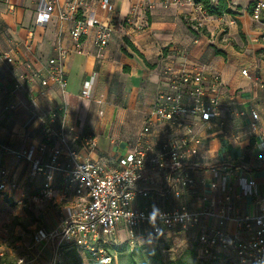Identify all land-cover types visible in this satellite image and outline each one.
<instances>
[{
	"label": "built area",
	"instance_id": "2783aa9c",
	"mask_svg": "<svg viewBox=\"0 0 264 264\" xmlns=\"http://www.w3.org/2000/svg\"><path fill=\"white\" fill-rule=\"evenodd\" d=\"M35 1L37 26L50 25L56 18L73 23L69 30L73 46L59 43L57 54L45 63H24L26 70L18 76L8 91L10 94L27 89V84L33 82L65 92L70 56L83 52V41L88 37H92L96 48H104L115 28L111 19L102 20L89 13L93 0ZM231 1L236 0H210L212 5L223 2L227 7ZM10 2L0 0V4L11 6ZM98 2L109 13L116 12L113 0ZM158 6L178 8L191 20L200 16L213 18L195 0H140V5L124 23L138 27L141 16ZM250 13L254 21L264 24V0H253ZM261 40L264 43V33ZM14 62L11 52H0V65L8 67ZM242 73L249 75L248 69ZM169 79V90L157 96L135 146L120 157L117 165L84 159L65 126L59 129L46 127L43 140L18 150L0 142V196L19 190V180L3 161L4 154L14 153L19 161L28 162L32 177L45 178L31 196L32 202L51 200L57 205L58 190L65 203L59 225L52 230L41 228L34 234V244H48L51 252L48 264L60 262L64 250L70 248L75 249L84 261H89L88 256H91L102 264H111L119 258L117 254L108 253L107 245L129 243L154 249L157 245L154 240L173 241L183 234L197 235L189 248L196 247L199 256L205 260L264 264V201H259L261 208L256 215L233 214L231 177L240 169H248L231 163L220 167L210 165L208 169L213 177L209 183L210 192L204 188L206 180L201 178L202 184L199 180V172L204 169L203 139L194 121L211 124L217 120L220 128L225 127L219 91L221 77L212 74L213 85L209 86L204 70L192 68L175 71ZM88 94V90H83V95ZM56 113L54 110L53 115ZM241 114L246 115L243 110ZM251 115L255 119L259 117L255 110ZM251 124L252 131L256 132L257 123ZM149 137L157 139L150 141ZM84 144L94 150L97 140L88 137ZM238 183L244 194L257 195L254 179L239 176ZM190 192L197 193L200 204L195 207L185 200V195ZM140 197L148 200L143 207L136 205ZM17 204L25 206L27 198L22 196ZM229 223L232 229L228 227ZM124 230L125 240L120 238ZM32 254L31 259L23 256L18 263L42 264L40 253Z\"/></svg>",
	"mask_w": 264,
	"mask_h": 264
},
{
	"label": "crops",
	"instance_id": "0c3cea01",
	"mask_svg": "<svg viewBox=\"0 0 264 264\" xmlns=\"http://www.w3.org/2000/svg\"><path fill=\"white\" fill-rule=\"evenodd\" d=\"M31 2L30 13L26 0H11V6L0 4V52H11L15 57V62L8 67L0 65V142L14 150L21 149L43 140L46 127L59 129L65 126L84 159L117 165L120 157L135 146L157 96L169 90L171 74L201 68L209 86L213 85L212 74L221 77L219 91L225 127L220 128L217 120L211 124L194 121L203 139L204 169L199 172V180H206L204 188L209 191L213 179L208 169L210 165L220 167L231 163L245 166L247 171L240 169L231 177L233 214L253 216L259 213V201H264V43L261 40L264 24L254 21L247 10L241 16L235 15L240 28L231 24L229 35L236 38L240 33L244 46L228 44L225 50L230 60H226L208 48L212 43L210 40L203 44V40L194 35L184 22L188 16L178 8L155 7L141 16L139 26L135 27L125 24L124 20L140 5V0H113L116 11L113 14L102 9L98 0H93L89 13L102 20L111 19L115 24L107 46L99 50L92 37L83 41V52L68 59L65 92L33 82L27 84V89L10 94L8 91L26 70L24 63H45L57 54L59 43L73 46L69 32L73 23L56 18L50 25L37 26L36 1ZM236 46H239L238 50ZM244 69H248V76L242 73ZM83 90H88L89 94L83 95ZM54 110H57L56 116ZM241 110L246 115H242ZM253 110L258 112L257 119L251 115ZM252 122L257 123L256 132L252 131ZM88 137L97 140L94 150L84 144ZM156 139L149 137L150 141ZM12 155L14 153L4 154L3 161L20 186L11 194L0 196V206L5 199L8 205V201L13 200L12 203L16 204L22 196L27 198L25 206L11 205V209L14 215L20 216H27L29 210L38 212L36 224L39 226H35L33 242L37 230L53 229L46 227L52 223L43 220L41 214L48 212L51 217L53 211L55 215L52 214L51 218L56 227L65 203L58 190L57 205L51 200L32 202L31 196L45 178L32 177L28 162L19 161L16 155ZM244 175L256 181L257 195L244 194L238 183V177ZM57 186L60 187L58 181ZM185 200L194 207L200 204L197 193L186 194ZM147 202L140 197L136 205L143 207ZM228 227L232 229L231 223ZM120 238L125 240V230L120 233ZM34 246L41 255L42 264H48L50 250L44 245Z\"/></svg>",
	"mask_w": 264,
	"mask_h": 264
},
{
	"label": "rangeland",
	"instance_id": "374dc122",
	"mask_svg": "<svg viewBox=\"0 0 264 264\" xmlns=\"http://www.w3.org/2000/svg\"><path fill=\"white\" fill-rule=\"evenodd\" d=\"M26 1L27 11L28 13H30L32 11V2L31 0ZM251 2V0L231 1V4L228 6V10L233 12L231 14L225 12L223 16H213V18L211 19L210 17L208 19H205L200 16V20H188L189 17H185L186 19H184V22L186 25L190 26V29H192L191 31L194 32V35L203 40V44H207L208 40L212 42L209 43L208 48L211 49L214 53L215 48L225 50L228 44L232 45L235 43H239V45L241 44V46H244V43L240 37V33L236 35V38L229 35V33L232 32L231 24H237L238 28H240L238 18L235 17V15L241 16V14L244 13L243 11L246 10L248 11V13H250ZM12 156L16 157L15 154ZM12 201H8L7 205L5 203V199L1 203L2 207L0 206V264H19L18 261L21 257L26 256L28 259H31L33 257L32 253L36 255L38 254L32 242V236L35 230V226H39V224H36V222L38 221V212H32L29 210L27 211V216L14 215V212L11 209V205L15 206L17 203H12ZM19 213L23 214L24 212L19 211ZM51 213L54 214L53 211H51ZM51 217L48 216V212L46 214H41V218L43 220L52 223L46 225V227L48 226L49 229H54L55 222ZM196 237L197 235L187 236L186 234H183L179 238L174 239L172 242L165 238L162 243L159 241V239H156L153 242L155 243V245L160 242L159 246H161L162 248H165V246L167 248L170 245V248L164 250V255L167 260H171L183 254L184 251L187 250L196 241ZM156 241L158 242L156 243ZM45 247L48 251L50 250L48 244H46ZM61 258L64 263L63 257ZM223 262L225 261L222 259V261L216 264H224Z\"/></svg>",
	"mask_w": 264,
	"mask_h": 264
},
{
	"label": "trees",
	"instance_id": "16d2710c",
	"mask_svg": "<svg viewBox=\"0 0 264 264\" xmlns=\"http://www.w3.org/2000/svg\"><path fill=\"white\" fill-rule=\"evenodd\" d=\"M198 4L203 5L208 13L212 16L221 17L225 12L233 13L228 10L227 5L221 2L219 5H212L210 0H195ZM236 50L239 46L235 47ZM215 55H221L226 60H230L229 53L226 50H221L215 48ZM232 61V60H231ZM165 239L160 240L162 243ZM170 241V240H169ZM159 242V243H160ZM172 242V241H170ZM159 243L154 249H147L145 246H131L129 243H122L113 246H105L108 253L117 254V262H112L111 264H216L222 261V259H209L205 260L199 256L198 249L196 247L188 248L180 256L167 260L164 255V250L166 248L159 246ZM61 261L57 264H86L82 256L75 249L64 250ZM88 264H102L99 261L93 259V257L88 256ZM224 264H230L229 262H223Z\"/></svg>",
	"mask_w": 264,
	"mask_h": 264
}]
</instances>
